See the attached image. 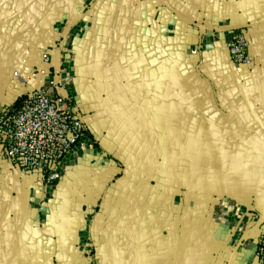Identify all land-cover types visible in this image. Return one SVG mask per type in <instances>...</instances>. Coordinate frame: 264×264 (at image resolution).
<instances>
[{
    "label": "crops",
    "instance_id": "0c3cea01",
    "mask_svg": "<svg viewBox=\"0 0 264 264\" xmlns=\"http://www.w3.org/2000/svg\"><path fill=\"white\" fill-rule=\"evenodd\" d=\"M51 85L87 140L53 185L0 159V264H255L264 0H0V113Z\"/></svg>",
    "mask_w": 264,
    "mask_h": 264
},
{
    "label": "built area",
    "instance_id": "2783aa9c",
    "mask_svg": "<svg viewBox=\"0 0 264 264\" xmlns=\"http://www.w3.org/2000/svg\"><path fill=\"white\" fill-rule=\"evenodd\" d=\"M226 48L233 63L252 66L244 32L231 35ZM42 59L47 63L48 55ZM86 137L78 106L62 96L56 85L27 93L18 107H6L0 113V159L16 171L35 174L46 185L59 181L62 159L83 146ZM253 251L254 263L264 264V230Z\"/></svg>",
    "mask_w": 264,
    "mask_h": 264
},
{
    "label": "trees",
    "instance_id": "16d2710c",
    "mask_svg": "<svg viewBox=\"0 0 264 264\" xmlns=\"http://www.w3.org/2000/svg\"><path fill=\"white\" fill-rule=\"evenodd\" d=\"M23 99H24V96L21 97L20 99H18L16 101V103L14 104V106L12 107V109H15L16 107H18L21 104V102L23 101Z\"/></svg>",
    "mask_w": 264,
    "mask_h": 264
}]
</instances>
